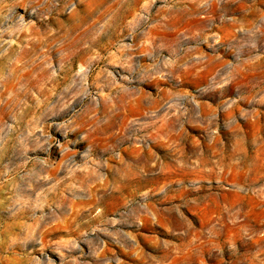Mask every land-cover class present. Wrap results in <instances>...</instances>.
<instances>
[{
	"label": "rangeland",
	"instance_id": "374dc122",
	"mask_svg": "<svg viewBox=\"0 0 264 264\" xmlns=\"http://www.w3.org/2000/svg\"><path fill=\"white\" fill-rule=\"evenodd\" d=\"M0 264H264V0H0Z\"/></svg>",
	"mask_w": 264,
	"mask_h": 264
}]
</instances>
